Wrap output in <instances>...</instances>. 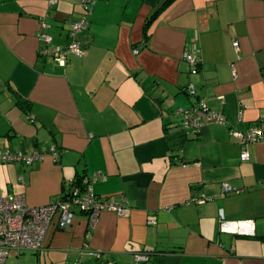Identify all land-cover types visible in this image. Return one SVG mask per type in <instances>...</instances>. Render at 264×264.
I'll list each match as a JSON object with an SVG mask.
<instances>
[{"label": "crops", "instance_id": "obj_1", "mask_svg": "<svg viewBox=\"0 0 264 264\" xmlns=\"http://www.w3.org/2000/svg\"><path fill=\"white\" fill-rule=\"evenodd\" d=\"M95 1L87 57L61 67L40 55L41 25L57 53L82 5L0 0V153L46 155L0 162V190L41 207L97 177L100 200L128 203L93 229L79 211L65 230L55 216L36 264H264V143L242 162L230 132L264 117V0ZM202 101L227 124L188 133L178 110Z\"/></svg>", "mask_w": 264, "mask_h": 264}, {"label": "built area", "instance_id": "obj_2", "mask_svg": "<svg viewBox=\"0 0 264 264\" xmlns=\"http://www.w3.org/2000/svg\"><path fill=\"white\" fill-rule=\"evenodd\" d=\"M50 7L57 4V0H46ZM84 9L80 20L72 25L69 32V43L61 51L53 53L48 49L53 38L47 33L48 26L43 22L39 38L45 46L40 51L43 57H52L53 60L65 67L70 56L84 59L87 57V50L81 42L80 35L88 29L90 16L92 14L95 0H77ZM185 59L192 66H197L198 60L193 53H186ZM191 95L195 94L194 87L188 89ZM178 114L182 117V126L188 133L199 134L202 129L209 126H226V117L218 112L212 111L205 101L193 106L188 110L179 109ZM242 112L239 113V119ZM231 135L242 144L240 159L242 162L251 160L250 147L255 144L264 143V117L255 126L245 132L231 129ZM57 147H51V154L55 162L58 161ZM46 155L41 152H34L26 155L22 152L0 153L1 163H21L26 166H33L45 159ZM97 177L85 178L81 183L71 181L67 183L69 192L66 197H58L48 205L41 207H30L23 194H6L0 190V264H8L12 255L18 258L25 252L37 253L42 249L43 241L48 228L55 216L58 215V226L60 229H68L74 222L76 212L85 214L88 217L90 229L95 228L102 212L112 211L122 216L124 208L128 203L116 204L112 200H100L94 190V183ZM223 191L237 193L239 190L223 185ZM213 198H204L200 203H205ZM151 253H137L134 255L135 264H144L151 259ZM100 259L101 255L96 254Z\"/></svg>", "mask_w": 264, "mask_h": 264}, {"label": "rangeland", "instance_id": "obj_3", "mask_svg": "<svg viewBox=\"0 0 264 264\" xmlns=\"http://www.w3.org/2000/svg\"><path fill=\"white\" fill-rule=\"evenodd\" d=\"M8 264H36V257L33 252H25L19 258L12 255Z\"/></svg>", "mask_w": 264, "mask_h": 264}, {"label": "trees", "instance_id": "obj_4", "mask_svg": "<svg viewBox=\"0 0 264 264\" xmlns=\"http://www.w3.org/2000/svg\"><path fill=\"white\" fill-rule=\"evenodd\" d=\"M171 1H172V0H167L166 2H164V6H166L167 4H170ZM157 14H158V13H157ZM89 18H90V17H89ZM154 18H156V17H154ZM154 18H153V19H154ZM148 24H149V23H148ZM89 27H90V25L88 26V29H89ZM88 29H87V30H88ZM87 30H86V31H87ZM83 33H84V32H83ZM83 33L80 35V39H81V36L83 35ZM56 147H57V146H56ZM56 151H57V154H58V161H59V159H60V154H59L58 147H57V150H56ZM58 161H57V162H58ZM84 179H85V178L82 177L81 179H79V180L77 181V183H81L82 180H84ZM66 196H67V195L63 196V198L66 197Z\"/></svg>", "mask_w": 264, "mask_h": 264}]
</instances>
